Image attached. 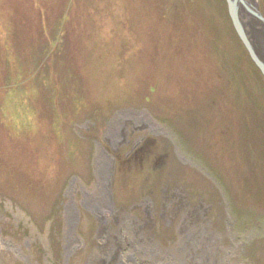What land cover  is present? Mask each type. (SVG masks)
Returning a JSON list of instances; mask_svg holds the SVG:
<instances>
[{
  "label": "rangeland",
  "instance_id": "obj_1",
  "mask_svg": "<svg viewBox=\"0 0 264 264\" xmlns=\"http://www.w3.org/2000/svg\"><path fill=\"white\" fill-rule=\"evenodd\" d=\"M238 37L224 0H0V264L90 263L104 159L165 245L173 191L264 264V76Z\"/></svg>",
  "mask_w": 264,
  "mask_h": 264
},
{
  "label": "bare ground",
  "instance_id": "obj_2",
  "mask_svg": "<svg viewBox=\"0 0 264 264\" xmlns=\"http://www.w3.org/2000/svg\"><path fill=\"white\" fill-rule=\"evenodd\" d=\"M258 49H264V29L255 35ZM264 54V53H263ZM264 59V55H261ZM105 162L103 187L96 196H89L92 208L100 215L105 226L101 237L104 239L97 255L89 264H237L238 252L231 245H226L221 234L204 215L194 209L184 211L182 198L174 192H168L167 219L176 222L178 240L165 245L159 238L152 215L141 219L130 212L117 210L111 205L108 194V175L110 170ZM178 190V189H177ZM180 191V190H179ZM178 194V193H177ZM184 196V195H183ZM154 214V213H153ZM166 216V215H165ZM73 213L70 215L68 241L69 246L77 241L73 230ZM115 227H112L111 225Z\"/></svg>",
  "mask_w": 264,
  "mask_h": 264
},
{
  "label": "water",
  "instance_id": "obj_3",
  "mask_svg": "<svg viewBox=\"0 0 264 264\" xmlns=\"http://www.w3.org/2000/svg\"><path fill=\"white\" fill-rule=\"evenodd\" d=\"M226 2L228 5L229 16L231 18L234 29L236 30L240 40L249 53L252 61L264 76V59L262 58L261 52L258 49L256 40L250 35L249 25L246 22V15H248L252 19L258 21L260 26H262L261 28L264 29V15L259 10L258 5L255 1L226 0Z\"/></svg>",
  "mask_w": 264,
  "mask_h": 264
},
{
  "label": "trees",
  "instance_id": "obj_4",
  "mask_svg": "<svg viewBox=\"0 0 264 264\" xmlns=\"http://www.w3.org/2000/svg\"><path fill=\"white\" fill-rule=\"evenodd\" d=\"M224 2H225V4H226V6H227V9H228V5H227V2H226V0H224ZM228 14H229V12H228ZM232 22V21H231ZM239 38V37H238ZM239 40H240V38H239ZM247 51V50H246ZM248 53V52H247ZM252 60V59H251ZM253 62V61H252ZM254 63V62H253ZM254 66L256 67V65H255V63H254ZM259 70V69H258Z\"/></svg>",
  "mask_w": 264,
  "mask_h": 264
}]
</instances>
